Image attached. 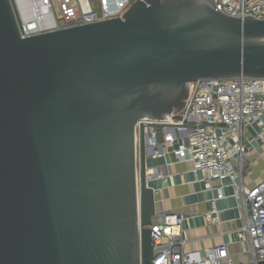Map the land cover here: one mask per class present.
<instances>
[{
    "label": "water",
    "instance_id": "obj_1",
    "mask_svg": "<svg viewBox=\"0 0 264 264\" xmlns=\"http://www.w3.org/2000/svg\"><path fill=\"white\" fill-rule=\"evenodd\" d=\"M239 78L264 79V19L212 0L29 38L0 0V264H151L144 129L174 128L190 83Z\"/></svg>",
    "mask_w": 264,
    "mask_h": 264
},
{
    "label": "built area",
    "instance_id": "obj_2",
    "mask_svg": "<svg viewBox=\"0 0 264 264\" xmlns=\"http://www.w3.org/2000/svg\"><path fill=\"white\" fill-rule=\"evenodd\" d=\"M134 0H10L21 38L121 18ZM216 10L237 18L264 19V0H212ZM180 122L167 121L174 128H145L146 150L154 157L179 141L173 151L179 160L189 159L193 171L205 176L210 186L216 181L217 199H224L225 182L233 187L240 211L249 213L236 229L240 252L249 264H264V177L244 186L247 173V145L264 141V79H201L190 83ZM138 125L136 142H138ZM253 135V139H252ZM251 138V139H250ZM156 175V170H150ZM159 177V175H157ZM207 213L211 223L219 212ZM183 213H155L146 226L152 240L151 264H235L229 247L211 248L204 257L186 250Z\"/></svg>",
    "mask_w": 264,
    "mask_h": 264
},
{
    "label": "crops",
    "instance_id": "obj_3",
    "mask_svg": "<svg viewBox=\"0 0 264 264\" xmlns=\"http://www.w3.org/2000/svg\"><path fill=\"white\" fill-rule=\"evenodd\" d=\"M251 139V138H250ZM253 139V135H252ZM179 141L163 151L161 157H154L151 149L146 150L145 167L148 187L152 188L156 199V213L174 212L185 215L184 231L187 239L186 250L204 257L207 251L226 244L235 264H249L246 255L240 252L236 229L241 227L249 213L237 206L233 187L225 182L224 199H217L216 187L219 183L206 184L205 176L193 171L189 159L179 160L173 154ZM248 170L242 176L244 186L251 187L264 177V141L254 140L247 145ZM150 170H156L157 174ZM159 175V177H157ZM219 212V222L211 223L207 213L212 209Z\"/></svg>",
    "mask_w": 264,
    "mask_h": 264
}]
</instances>
